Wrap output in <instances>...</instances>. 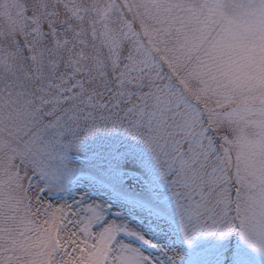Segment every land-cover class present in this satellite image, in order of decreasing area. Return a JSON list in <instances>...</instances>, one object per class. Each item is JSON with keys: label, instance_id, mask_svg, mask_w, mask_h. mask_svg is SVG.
<instances>
[{"label": "snow or ice", "instance_id": "obj_1", "mask_svg": "<svg viewBox=\"0 0 264 264\" xmlns=\"http://www.w3.org/2000/svg\"><path fill=\"white\" fill-rule=\"evenodd\" d=\"M149 225L264 264V0H0V264H184Z\"/></svg>", "mask_w": 264, "mask_h": 264}, {"label": "rangeland", "instance_id": "obj_2", "mask_svg": "<svg viewBox=\"0 0 264 264\" xmlns=\"http://www.w3.org/2000/svg\"><path fill=\"white\" fill-rule=\"evenodd\" d=\"M138 223L137 217H133ZM148 234L153 238L154 241H159L161 244L167 247H175L180 250L184 255V264H211L215 257L219 254L221 246L214 244L210 238H198L191 248H186L180 239L172 240L173 236L168 230L167 234L160 233L157 229L149 225L146 229ZM159 254V253H157Z\"/></svg>", "mask_w": 264, "mask_h": 264}]
</instances>
